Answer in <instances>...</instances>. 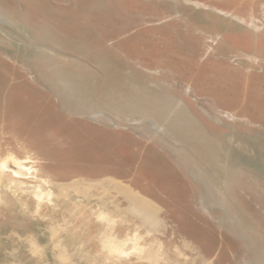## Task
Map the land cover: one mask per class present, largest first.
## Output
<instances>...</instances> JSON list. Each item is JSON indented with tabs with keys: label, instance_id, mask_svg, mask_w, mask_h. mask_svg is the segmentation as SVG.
I'll return each instance as SVG.
<instances>
[{
	"label": "rangeland",
	"instance_id": "374dc122",
	"mask_svg": "<svg viewBox=\"0 0 264 264\" xmlns=\"http://www.w3.org/2000/svg\"><path fill=\"white\" fill-rule=\"evenodd\" d=\"M0 264H264V0H0Z\"/></svg>",
	"mask_w": 264,
	"mask_h": 264
},
{
	"label": "crops",
	"instance_id": "0c3cea01",
	"mask_svg": "<svg viewBox=\"0 0 264 264\" xmlns=\"http://www.w3.org/2000/svg\"><path fill=\"white\" fill-rule=\"evenodd\" d=\"M138 98H139V97H137V100H138ZM133 100H135V98H133ZM137 100H135V101H137ZM135 101H134V102H135ZM138 101H139V100H138ZM134 102H133V103H134Z\"/></svg>",
	"mask_w": 264,
	"mask_h": 264
}]
</instances>
